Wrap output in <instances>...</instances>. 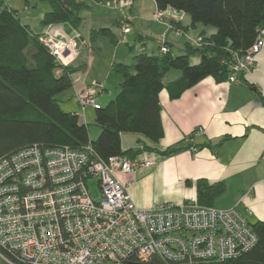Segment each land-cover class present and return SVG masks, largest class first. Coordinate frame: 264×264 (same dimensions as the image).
<instances>
[{"label": "built area", "instance_id": "1", "mask_svg": "<svg viewBox=\"0 0 264 264\" xmlns=\"http://www.w3.org/2000/svg\"><path fill=\"white\" fill-rule=\"evenodd\" d=\"M120 8L121 33L130 30L131 15ZM165 13L155 10L154 19L164 22ZM176 36L184 33L166 23ZM76 37L62 39L50 32L39 41L67 64L76 55ZM201 36L193 43L198 45ZM264 44L260 31L242 53L227 62V82L241 81L253 66ZM168 50L165 44L160 53ZM101 84L93 82L77 93L84 109L95 101ZM147 152L129 157L100 158L89 143L81 148L22 147L0 157V259L8 264H150L158 257L164 264L198 259L233 258L252 247L256 235L235 208H216L196 203L135 205L128 186L140 167L154 164ZM264 163V150L260 155ZM95 177L100 198H92L87 181Z\"/></svg>", "mask_w": 264, "mask_h": 264}, {"label": "trees", "instance_id": "2", "mask_svg": "<svg viewBox=\"0 0 264 264\" xmlns=\"http://www.w3.org/2000/svg\"><path fill=\"white\" fill-rule=\"evenodd\" d=\"M33 1V6L39 2L48 5L40 20L44 25L67 22L78 28L82 22L79 12L89 8L82 0ZM153 1L158 11L165 13L170 8L188 16L187 25L172 18L168 23L173 27L185 32L187 28L201 24L213 27L214 32L206 35L201 31L198 34L201 42L198 45L186 42L179 54H172L170 44L165 41L161 43L168 47L164 53L141 51L133 55L130 64L113 62L111 69L122 78L115 95L104 105L94 107V122L99 131L94 139H90L88 124L81 122L75 112L63 110L57 98V94L72 86V74L84 65H63L55 61L39 41L38 34L21 22L16 9L0 0V157L32 144L41 148H81L89 143L102 159L112 155L134 157L143 150L169 155L184 148L172 146L158 151L144 143L140 149H122L120 134L138 133L153 144L158 142L163 137L159 101L162 89L167 90L170 98H176L204 77L225 80L227 62L233 53L244 52L264 27V0ZM28 2L24 0L25 5ZM120 21L121 16L115 24L119 25ZM97 35L106 36L111 44L119 40L106 26L90 30L91 39ZM193 54L199 59L190 63L189 57ZM171 68L180 70V75L164 82L163 77ZM223 189L222 182L197 179V202L210 205ZM250 227L256 241L236 257L175 264H264V221H255ZM0 264L8 263L0 259ZM150 264L164 263L158 257H152Z\"/></svg>", "mask_w": 264, "mask_h": 264}, {"label": "crops", "instance_id": "3", "mask_svg": "<svg viewBox=\"0 0 264 264\" xmlns=\"http://www.w3.org/2000/svg\"><path fill=\"white\" fill-rule=\"evenodd\" d=\"M82 1L88 5L95 2V5L101 6L100 3L109 2L111 4V1L115 4L105 5L116 11L114 18H99L103 25H93L94 28L106 26L112 30L109 23H115L121 16L120 8L114 0ZM153 10H156L154 1L151 11ZM43 12L40 13V24L36 26L37 28L30 22H21L27 24L38 35L50 32L57 37L67 39L78 34L76 55L67 64L71 66L83 64L84 66L72 74V86L68 88L69 93L61 96L62 101L67 100L64 105L65 111L75 112L83 123H87L88 117L94 120V108L90 105L84 109L79 107L77 93L93 82L99 83L105 95L104 97L96 95L95 101L100 106L104 105L111 95L117 92L122 78L121 75H117L118 73L113 75L112 78L117 83L114 93L111 94L107 90V80L112 76L111 72H114L111 64L133 59V55L141 51L149 52L146 51L147 43L143 40L139 43L138 51L133 50V43L137 39L138 32L135 29L136 37H133L131 45L130 42L125 41L131 50L128 51L126 57L117 56L119 46L123 41L118 40L116 44L110 43L112 45L110 54L102 59L100 52L93 50V43L83 37L79 27L74 28L67 22L44 25L40 21ZM129 13L133 15L132 5ZM134 13L133 17L137 18V11ZM185 16L186 14L179 15L171 11L167 23L173 18L187 25L189 18L186 17L187 22H185L183 21ZM81 17L83 18L82 15ZM153 21L155 22L154 19ZM189 28L185 31L186 39L181 45L177 40L179 37H174L173 30L167 24L162 32L161 30L157 32L145 30V33L139 32L138 37L145 40L150 37L156 39L151 36L153 34L158 37L155 43L157 45L149 46L151 49L149 53H157L161 43L166 41L170 44V52L179 54L183 52L184 44L193 43L194 38L201 31H204L206 35L214 32L213 27L196 25L193 29H198V32L194 36L188 31ZM261 31L264 35V27ZM155 46L157 51H154ZM174 47L179 52H174ZM179 75L180 70L171 71L170 78L163 81L168 82ZM240 78L239 82H227L226 80L216 81L211 76H207L185 89L176 98H170L167 90L162 89L159 92V101L163 137L154 144L138 133L123 132L120 134L122 149L129 147L140 149L144 143L154 146L158 151L172 146H184L169 155L143 150L139 154L147 152V155L154 156V164L140 167L133 175H118L122 180L132 178L128 192L136 206L146 208L159 202L199 204L196 180L204 179L209 183L222 182L224 185V189L212 199L210 205L221 209L235 207L249 224L259 220L264 221V163L260 158L264 150V44L256 53L253 66L241 74ZM98 131L99 129L94 131L90 139H94Z\"/></svg>", "mask_w": 264, "mask_h": 264}, {"label": "rangeland", "instance_id": "4", "mask_svg": "<svg viewBox=\"0 0 264 264\" xmlns=\"http://www.w3.org/2000/svg\"><path fill=\"white\" fill-rule=\"evenodd\" d=\"M4 2L6 4H8L10 7H12L13 9H16L17 15L22 22H30L31 25L35 26V27L40 24V22H39L40 13L43 12V10L48 9V5L44 2H39L37 4V6L36 5L33 6V3H34L33 0H29V2L27 3L26 6L24 4V0H4ZM111 2H112L111 4L109 2H105L106 4H104V2L100 3L101 6L95 5L94 4L95 2H92L91 5H89L91 8H87V9H84V10L79 12L80 15L83 16L81 25L79 26L80 32L82 33L83 37L86 38L87 41H89L90 43H93L92 44L93 50L94 51H95V49L98 50L100 52L99 54H100V57L102 59H105V57H107V55L110 54L109 52L112 49V45H110L108 38L104 35H97L96 37H94V39H91L90 38V30L92 28H94L93 25H95V26L103 25L101 23V19H99V18H104V17L114 18L113 16H114V14H116V11H114L111 7H108V8L105 7V5L113 6L114 2L113 1H111ZM131 5H132L133 15L131 16V20H129V26H130L129 31H127L125 33H121V30H120V27L118 24L111 22L112 20L110 21L111 23H109V24H111L112 30L115 33V35L118 37L119 41L123 40V41H121V44L119 46L117 56L126 57V54L128 53V51H131L130 48L128 47V44H126L125 41L130 42V45H131V43L133 41L132 39L136 35V32H134L135 29L138 32H137V39L133 43L134 44V47H132V48H134L133 50L135 51L137 49V51H138V48L140 46L139 43L143 42V40H144L148 46L146 51L150 52L151 49L149 48V46L157 45L155 43H156V40H158L157 39L158 37H156L153 34L151 36H153L156 39H153L152 37H150V38H147L145 40L144 38L138 37L139 36L138 34L145 33L144 32L145 30H152L155 32L161 30V32H162V29H164V27L168 21V17L171 16V11L174 12L173 9L168 8L167 11L165 12V15H164V19H163L164 22H159V21H156L154 19L155 10L151 11V9L153 8V0H132L130 5H128L126 7H122L123 8L122 11L126 10L128 12ZM135 11H137V18L133 17V16H135V13H134ZM175 12L178 13L179 15L183 13L181 11H175ZM186 17H188V16L186 15L183 19V21H185V22H187ZM151 18H153L155 20V22L153 21V19L151 20ZM162 23H164L165 25L163 26ZM198 26L201 27L204 25L198 24ZM206 27H211V26L206 25ZM33 29H34V27H33ZM188 31L195 36L198 32V29L194 30L193 28H189ZM148 33H149V31H148ZM170 33H171V31H170ZM172 34L174 35V37H179L177 40L180 43V45L186 39V32L179 35V36H176L174 34V31H172ZM77 36H78V34H77ZM154 48H155L154 51H157L156 46ZM174 52H179V50L176 47H174ZM198 59H199V57L197 55H193L192 57L189 58V62L195 63L198 61ZM126 60H128V61H124L123 63L128 62L126 64H130V62H133V59H131V58L126 59ZM174 70H177V69L171 68L169 70L168 74L165 75L163 80L166 81L168 78H170L171 71H174ZM116 73L117 72H111L112 76L109 77L107 80V90L110 91L111 94L114 93V88H115L116 83H117V82L115 83V81L112 78L113 75H115ZM117 75L120 76L119 73ZM68 90L69 89L62 91L59 94H57V98L59 99V105L62 106V108L64 110H66L64 105L66 104L67 100L63 99V101H62V96H65L66 93H69ZM98 95H101L102 97H104L105 92L101 90V92L98 93L97 96ZM114 95L115 94L111 95V98ZM99 99L101 100V98H99ZM78 106L79 107L81 106L79 102H78ZM87 123H88V135H89V138H91V136H93V132L98 130V127L96 126V124L92 118L90 119L88 117ZM87 187H88V190H89L92 198H94L95 200H98L100 198V190H99L98 183H97V180L95 177L88 179Z\"/></svg>", "mask_w": 264, "mask_h": 264}]
</instances>
